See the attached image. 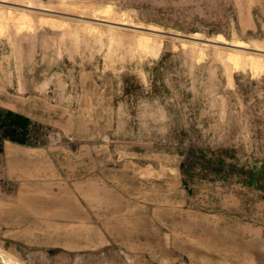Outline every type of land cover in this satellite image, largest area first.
<instances>
[{"label": "rangeland", "instance_id": "rangeland-1", "mask_svg": "<svg viewBox=\"0 0 264 264\" xmlns=\"http://www.w3.org/2000/svg\"><path fill=\"white\" fill-rule=\"evenodd\" d=\"M0 111V264H264V0H0Z\"/></svg>", "mask_w": 264, "mask_h": 264}, {"label": "trees", "instance_id": "trees-1", "mask_svg": "<svg viewBox=\"0 0 264 264\" xmlns=\"http://www.w3.org/2000/svg\"><path fill=\"white\" fill-rule=\"evenodd\" d=\"M0 119L4 120L3 123L0 125V130H2V137H0V142L8 138L10 140H15L16 142L20 143H25V139L22 137H18L17 133L15 132L16 127H21V128H28L30 126V119L27 117L14 113V112H6L5 114L1 113L0 111ZM2 122V121H1ZM17 136H15V135Z\"/></svg>", "mask_w": 264, "mask_h": 264}, {"label": "crops", "instance_id": "crops-1", "mask_svg": "<svg viewBox=\"0 0 264 264\" xmlns=\"http://www.w3.org/2000/svg\"><path fill=\"white\" fill-rule=\"evenodd\" d=\"M22 211L20 210V209H17L16 210V216L17 217H21V218H19V219H23V214L21 213ZM1 218V217H0Z\"/></svg>", "mask_w": 264, "mask_h": 264}]
</instances>
